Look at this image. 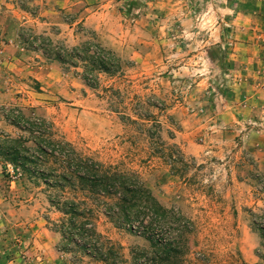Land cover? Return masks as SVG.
Wrapping results in <instances>:
<instances>
[{"label":"rangeland","instance_id":"rangeland-1","mask_svg":"<svg viewBox=\"0 0 264 264\" xmlns=\"http://www.w3.org/2000/svg\"><path fill=\"white\" fill-rule=\"evenodd\" d=\"M36 19L56 24L44 25L51 35L71 32L55 45L116 46L120 70L87 83L84 65H61V82L39 89L9 65ZM14 120L44 122L40 131L64 148L39 171L93 159L148 189L175 213L140 207L154 222L148 234L180 246L177 262L261 263L252 216L264 211V0H0V133L28 138ZM51 192L41 179L6 177L0 162V264H102L59 251L65 243L46 221L59 218ZM95 219L108 264H136L151 249L140 225L100 209Z\"/></svg>","mask_w":264,"mask_h":264},{"label":"trees","instance_id":"trees-1","mask_svg":"<svg viewBox=\"0 0 264 264\" xmlns=\"http://www.w3.org/2000/svg\"><path fill=\"white\" fill-rule=\"evenodd\" d=\"M21 40L28 49L43 51L47 59L57 61L65 68H78L79 64L84 65L83 78L87 83L96 78L97 74L112 75L120 70V59L92 42L68 49L63 44L55 45L50 39L42 37L31 36L30 41L23 38ZM15 121H10V124L28 133L29 137L11 138L0 133L2 170L6 177L15 176L17 182L28 178L41 179L48 190L53 191L47 200L59 218L55 222L48 219L46 221L53 226L52 231L59 234L65 243L59 247L60 252L70 253L72 262H75V259L80 262L89 258L94 262L108 264L103 258L102 244L100 245L95 229V209H100L117 225L138 224L142 227L146 239L151 243V249L139 250L135 259L136 264H181L177 260L183 257L185 252L180 246L174 242L161 240L157 242L148 234L149 230L152 232L154 222L152 220L148 222L141 216L140 207L146 206L143 208H152L155 211L157 209L168 214L169 218L175 217L173 211L164 210L157 203L148 189L135 181L133 186L130 185L127 176L105 168L93 159L84 161L68 159V162L60 166V170L39 171L37 167L44 157L59 158L63 155L61 158H64V148L54 145L52 134L40 131L44 122L34 121L24 127ZM65 145L71 147L68 143ZM66 190L71 191L74 196L67 197ZM252 222L258 229L261 240L260 250L257 252L261 261L259 264H264V211L261 215H253ZM115 261L110 264H119Z\"/></svg>","mask_w":264,"mask_h":264},{"label":"crops","instance_id":"crops-1","mask_svg":"<svg viewBox=\"0 0 264 264\" xmlns=\"http://www.w3.org/2000/svg\"><path fill=\"white\" fill-rule=\"evenodd\" d=\"M24 25H27V27H31L30 32L32 33V35L34 34L33 36L41 37L40 35H44L46 36L47 39H50L53 43L55 42L54 41L55 35L57 38H61L64 36L63 41L65 44L71 43L73 39L72 37H70V35L72 34L71 32L69 34L68 29H66L67 30L66 34H64L63 32L61 33L58 32L55 35H51V33L49 32V29L45 28L44 25L55 26L56 24L48 23L47 20L43 21L41 19L40 20L36 19L34 20V22H31V23L27 22ZM70 31L73 32V29H71ZM20 34L21 33H19V38L21 39ZM5 49L7 51L9 50V51L15 52V50L11 49L10 47H6ZM68 49H71V48H68ZM108 51L112 52L118 58L119 48L112 45V47H110ZM14 59H12L13 61H11L9 65L13 68L20 67L21 71H26L27 74H29V76H31L34 79L35 84L39 86V89H43L42 85L49 84V83H50L49 85L54 86L55 83H57L58 81L61 82L62 80L61 78L58 79V76H60V73H61L60 72L61 64L58 63L57 61L47 59L44 56L43 51L41 50L27 49L26 51L23 52L20 59H15V60ZM33 66H35V68H32ZM29 68H32V70L28 71L27 69Z\"/></svg>","mask_w":264,"mask_h":264}]
</instances>
